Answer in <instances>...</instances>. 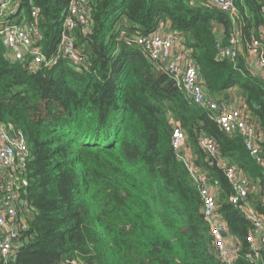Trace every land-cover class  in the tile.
<instances>
[{"label":"trees","instance_id":"trees-1","mask_svg":"<svg viewBox=\"0 0 264 264\" xmlns=\"http://www.w3.org/2000/svg\"><path fill=\"white\" fill-rule=\"evenodd\" d=\"M69 1L34 0L38 46L54 65L31 71L29 60L11 59L0 40V125L26 144L17 192L28 224L0 264H222L199 193L171 147L173 123L185 133L195 165L219 188L217 213L239 248L234 264H252L250 226L230 204L231 186L198 138H211L258 184L248 200L263 216L257 194L264 168L241 136L224 133L130 38L167 26L189 51L206 93L215 99L234 93L264 131V78L249 69L244 51L232 62L217 59L215 50L217 41L229 45L239 34L245 45L258 35L263 0H234L233 20L209 0H88L89 33L79 26L73 32L87 63L80 70L59 52ZM17 14L29 23L26 0Z\"/></svg>","mask_w":264,"mask_h":264},{"label":"built area","instance_id":"built-area-1","mask_svg":"<svg viewBox=\"0 0 264 264\" xmlns=\"http://www.w3.org/2000/svg\"><path fill=\"white\" fill-rule=\"evenodd\" d=\"M26 3L29 8V23L17 14L19 0H0V40L11 59L22 62L28 59L29 69L33 71L44 63L49 66L55 64L56 59L46 60L43 57L38 46L41 38L39 10L34 0H26ZM209 5L218 12L226 13L232 20L237 16L234 0H209ZM261 10L264 13V0ZM89 16L88 0H70L60 32L59 52L78 70L85 67L87 63L83 54L74 46L73 32L79 26L84 34L89 33ZM130 39L142 48L147 57L160 66L162 60L167 59L166 65L161 68L176 80L177 86L183 90L188 100L207 111L224 133L241 136L245 150L259 166L264 168L262 151L264 131L257 118L242 101L234 102L231 97L215 99L206 93L189 51L180 47V39L170 32L167 26H163L158 32L149 36H134ZM228 43L229 45L224 46L220 41L216 42L217 59L234 62L238 54L244 51L249 69L264 78V27H260L258 35L252 36L245 45L239 34L237 37H231ZM15 132L11 128L0 125V194H2L0 255L2 258H7L19 247L22 241L21 236L28 229V224L24 223V218L19 211L20 208L26 207L27 203L17 192L20 188L17 175L24 171L27 148L22 135L17 132L19 135L16 136ZM198 146L205 157L223 171L232 189L229 202L240 209L250 226L247 241L251 248V255L248 258L252 264H256L258 260H262L264 264V216L258 213L248 200L249 192L253 191L250 182L233 164L222 157L211 138L200 136ZM171 147L186 167L199 193L202 214L209 225L210 235L220 262L234 264L239 248L228 235L226 226L217 213L219 188L208 172L199 169L194 161L184 155L185 151L190 150L187 148L186 135L177 123L172 125ZM260 191L257 194L258 201L264 208V184ZM221 230L226 231V237L221 235Z\"/></svg>","mask_w":264,"mask_h":264},{"label":"crops","instance_id":"crops-1","mask_svg":"<svg viewBox=\"0 0 264 264\" xmlns=\"http://www.w3.org/2000/svg\"><path fill=\"white\" fill-rule=\"evenodd\" d=\"M217 35L218 36H220V32H217ZM238 35H236V37H237ZM180 47H182L183 48V46H182V43H181V41H180ZM42 65H45V66H49V65H47L46 63H44V64H42ZM52 65H54V64H52ZM41 66V65H40ZM39 66V67H40ZM231 97V93L229 94V98ZM236 97V96H235ZM234 96L232 97V98H235ZM237 100H238V102H240L241 101V99L240 98H237ZM262 151H263V156H264V148H262ZM184 155L186 156V157H188L189 159H191V161H194L195 160V155H194V153H193V150H192V152H190V151H185V153H184ZM227 161H228V159H226ZM230 162V161H229ZM195 163V162H194ZM231 164V163H230ZM236 168H238L237 166H236ZM200 169V168H199ZM238 170V169H237ZM239 171V170H238ZM250 186H251V188L253 189V190H255V189H258V184L257 183H250ZM220 192H219V190H218V194H219ZM217 198H218V196H217ZM253 207H254V205H253Z\"/></svg>","mask_w":264,"mask_h":264},{"label":"water","instance_id":"water-1","mask_svg":"<svg viewBox=\"0 0 264 264\" xmlns=\"http://www.w3.org/2000/svg\"><path fill=\"white\" fill-rule=\"evenodd\" d=\"M166 62H167V59H163L162 62H161V66L164 67L166 65ZM16 136H18L19 134L17 132L14 133ZM221 235L223 237H226L227 233L225 230H221L220 231Z\"/></svg>","mask_w":264,"mask_h":264},{"label":"rangeland","instance_id":"rangeland-1","mask_svg":"<svg viewBox=\"0 0 264 264\" xmlns=\"http://www.w3.org/2000/svg\"><path fill=\"white\" fill-rule=\"evenodd\" d=\"M233 96L235 97V95L232 94V95H231V98H232ZM232 100L235 102V101H237V98H236V97H235V98H232ZM233 105H234V104H233Z\"/></svg>","mask_w":264,"mask_h":264}]
</instances>
